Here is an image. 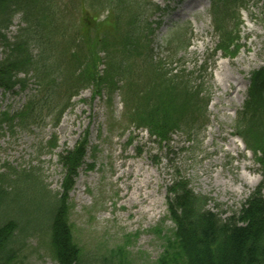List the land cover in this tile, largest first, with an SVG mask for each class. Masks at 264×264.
<instances>
[{"label": "rangeland", "instance_id": "obj_1", "mask_svg": "<svg viewBox=\"0 0 264 264\" xmlns=\"http://www.w3.org/2000/svg\"><path fill=\"white\" fill-rule=\"evenodd\" d=\"M50 1L54 8L63 9L62 12L66 6L75 4V0ZM210 2L173 0L168 6L170 10L176 9L173 17L165 12L167 4L162 0L84 2L88 10L86 25L93 22L92 17H96L97 22L107 23L112 12H116L122 24L120 31H126L125 28L133 31L128 21L140 8L141 21L155 29L154 36L148 39L151 38L153 58L160 62L162 70L170 75L194 73L193 77L201 81L203 91L209 96L207 122L205 129L195 136L175 130L166 144L149 137L144 130H133V120L125 109V80L121 78L120 89L116 90L111 103L93 97L92 87L83 89L84 86H80L78 95L55 127L56 120L50 111L65 103L60 99V93L76 78L64 68L65 61H60L61 66L55 69L49 66L43 73L51 75L46 82L55 86L58 95L52 105L46 104L32 126H15L11 131L5 123L0 124V173L12 172L5 171L6 168L18 170L14 172L24 170L22 172L32 174L48 191L59 195L68 238L79 252L81 264H158L165 251L171 253L177 245L172 242L179 240L168 214L166 197L174 179L181 186L186 184L196 195L208 198L207 207L221 219L236 214L256 191L264 198V172L233 137L237 112L246 99L249 76L264 65V1L252 0L236 15L240 50L234 58L225 59L220 54H213L217 40L208 13ZM71 11L76 19L75 27L69 30L73 26L70 17L68 24L58 27L66 38L77 37L80 27V11ZM159 21L160 27L155 28L154 23ZM18 25L15 18L7 31L10 40ZM86 28L82 29L87 33L86 44L81 50H75L76 39L70 54L81 55L79 57L85 58L84 63L94 54L100 59L95 70L97 74L102 76L110 71L115 74L113 68L122 61L118 54L120 50L116 47L103 49L95 44V36L99 37L101 33ZM176 29L181 34L175 39L176 45L185 43L181 32L183 29L188 31L186 50L176 51L173 45L164 44L170 31ZM145 36L147 33H131L138 45L146 43ZM74 40L68 44L73 45ZM60 41L56 38L52 42ZM92 44L96 48L92 49ZM141 51L147 53V48ZM31 53L37 56L40 52L32 46ZM4 54L0 48V59ZM204 61L207 71L199 75L197 72ZM28 76L31 78L24 93L16 95L0 90V113L19 112L30 96L39 98V88L49 92V86L39 87L36 79L31 74ZM19 77L23 78L22 75ZM131 141H134L133 146L128 148ZM50 142H57V148H50ZM82 143H88L87 156L69 185L57 155ZM137 185L141 186L140 192ZM29 187H24L27 188L26 193L23 191L24 201L30 199ZM144 194L148 195L147 201H142ZM25 236L26 242L12 264H56L49 231L27 230Z\"/></svg>", "mask_w": 264, "mask_h": 264}, {"label": "trees", "instance_id": "obj_2", "mask_svg": "<svg viewBox=\"0 0 264 264\" xmlns=\"http://www.w3.org/2000/svg\"><path fill=\"white\" fill-rule=\"evenodd\" d=\"M236 2L222 0L218 6H212L215 28L222 33L219 48L224 55L233 51L230 48L237 41L235 31H230L228 27L230 16L227 13V9L230 11ZM53 8L50 0H0V42L7 45L5 50L8 53L0 61V89L6 93L14 92L15 88L23 90L26 81L25 78L18 79L19 74L23 73L26 77L28 73H33L37 77V68L42 75L49 66L53 69L61 66L60 61H66V66L72 70H75L76 65L85 64L86 68L79 70L77 75L73 71L75 85H68L66 92L78 91L79 86L87 84L94 87L95 95L102 96L105 93L110 100L114 92L120 89L117 88V82L121 81L119 78L124 79V99L130 102L127 109L132 112L135 127L147 129L150 137L168 144V138L175 130L191 136L198 127H204L206 104L202 105V99H199L200 87L197 90H190L186 85L181 87L175 84L173 78H166L157 70L150 74V85H146L148 80L145 83V78L140 74V69L151 67L147 63L149 60H146L150 58V51L143 53L141 50L146 47H140L137 40L131 38V33L139 34V27L146 26L140 25V8L132 13V19L128 21L133 31L125 28L124 39L118 43L122 46L119 53L122 61L115 66V74L105 72L101 77L95 71L100 59L94 54L84 63L85 58L79 57L81 55L70 54L72 47H60L59 42H52L55 37L51 36V25L57 24L55 21L59 17L58 11L54 12ZM19 13L25 16L26 27L20 28L9 43L1 31H6L13 17ZM113 21L121 23L117 17ZM98 32L104 34L105 25L103 29L94 31ZM98 39L100 36H95L97 43L106 42L105 39ZM32 46L39 49L37 56L31 53ZM132 58L146 59L134 63V60L130 62ZM39 79L43 81L44 77L39 76ZM50 86L54 96L57 90L55 86ZM49 100L45 101L43 107L30 106L28 110L14 115L4 112L0 115V124L5 123L10 130L16 125L27 128L40 118ZM55 110L57 107L53 112ZM61 113L59 109L58 117H55L56 124ZM199 118L203 121L198 124ZM234 130L245 147L253 152L257 163L264 164V67L251 74L247 100ZM86 147L87 143H82L72 151L58 155L59 166L68 178L69 185L83 165ZM5 171L12 172L0 173V264L14 263L26 242L25 231L32 229L35 233L45 230L50 232L51 252L56 264H81L79 252L68 238L65 212H62L59 195L48 191L29 172H14L18 170L9 168ZM171 184L167 192L168 210L175 220L179 240L172 242L177 243L176 248L172 244V252L165 251L158 264H264V199L260 191L254 192L236 214L221 219L218 213L206 209L208 198L195 195L186 184L181 186L177 179ZM25 185L30 186L28 201L23 198L24 192H27Z\"/></svg>", "mask_w": 264, "mask_h": 264}, {"label": "bare ground", "instance_id": "obj_3", "mask_svg": "<svg viewBox=\"0 0 264 264\" xmlns=\"http://www.w3.org/2000/svg\"><path fill=\"white\" fill-rule=\"evenodd\" d=\"M137 190H139V192H140V190H141V186L140 185H137ZM147 199H148V195L144 194V197H143L142 201H147ZM148 211H151V210L149 209Z\"/></svg>", "mask_w": 264, "mask_h": 264}]
</instances>
